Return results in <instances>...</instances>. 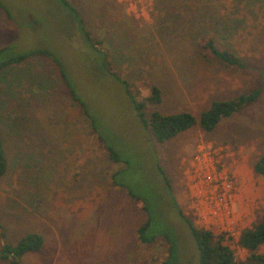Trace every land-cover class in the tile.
Here are the masks:
<instances>
[{"label":"rangeland","instance_id":"1","mask_svg":"<svg viewBox=\"0 0 264 264\" xmlns=\"http://www.w3.org/2000/svg\"><path fill=\"white\" fill-rule=\"evenodd\" d=\"M67 1L77 7L89 41L63 3L55 1L60 10H53L51 0H0V47L47 49L66 76L42 55L0 74V131L8 163L0 177V249L4 240L16 243L36 232L43 248L22 255L23 264H159L166 256L163 239H137L147 218L143 204L111 184L110 174L124 164L107 158L71 99L67 80L87 103L98 134L130 163L121 179L149 199L158 224H173L182 264H195L197 250L168 208L164 175L184 214L197 227L224 235L236 260H244L248 252L237 243L240 231L264 215V179L252 169L264 154V0ZM210 39L237 55L243 67L220 63L207 47ZM102 50L105 59L96 53ZM107 62L137 98L160 88L161 102L148 110L189 112L196 124L157 141L105 74L101 64ZM256 88L255 102L212 130L200 127V114L214 100ZM214 149L215 166L235 187L226 212L213 213L205 203L207 185L192 168L196 154ZM257 252L264 253V244Z\"/></svg>","mask_w":264,"mask_h":264},{"label":"trees","instance_id":"2","mask_svg":"<svg viewBox=\"0 0 264 264\" xmlns=\"http://www.w3.org/2000/svg\"><path fill=\"white\" fill-rule=\"evenodd\" d=\"M54 1L60 2V4L63 3L64 6L68 8L69 12L73 14V22H75V20L78 21L79 24L77 27L82 31L81 33L83 34L84 39L89 41L90 33L81 25L83 24L82 18L79 16L77 7L68 4L67 0ZM80 27L83 29L81 30ZM95 42L100 44L98 40ZM207 47L212 52V55L217 57L220 63L225 66L243 67V63L237 55L225 49L219 50L216 47L215 42L211 39L207 42ZM14 49V44L0 47V74L7 73L11 66L24 62L29 56L42 55L51 58L54 64L59 67L60 75H62L63 78H66L63 65L53 52L44 48L30 49L24 52L15 51ZM105 52V50H102L97 51L96 53L100 55V58L104 55L105 59ZM107 63L101 64L103 69L106 68L105 74L119 84L121 90L130 101L141 126L149 130L157 141L162 142L173 138L179 132L187 130L196 124L197 119L189 112L164 114L154 108L148 110L150 106H154L161 102L162 96L160 88L158 86H152L147 95L142 98H137L129 88V83L120 78L115 70H113L110 63ZM65 82H67L66 84L69 87L71 99L79 107V112L83 120L89 124L90 129L93 130L99 141L104 145L107 158L115 165L124 164L122 167L116 168L110 174L111 184L126 189L127 193L132 198L140 200L143 204L147 218L137 228V239L144 244H152L159 238L163 239L166 243V256L159 264H182L181 257L179 256L177 232L174 229L173 224H158L156 222V216L153 214V205L149 199L136 194L129 183L121 179L122 177H120V175L125 174L126 171H128L130 163H128V160L124 159L122 154L111 144L104 141L101 134H98L96 125L93 122L94 120L91 119L87 103L79 96L74 87L69 85L67 80ZM259 95L260 90L256 88L249 92L242 93L235 98L214 100L209 109L200 114L198 120L200 127L206 131L212 130L223 118L229 117L246 105L255 102ZM7 169V156L3 135L0 131V177L6 173ZM252 169L256 175L264 179V154H261L254 161ZM157 170L161 175H164L160 166L157 167ZM162 177L165 184V198L167 200L168 208L181 219L194 241L197 250L195 264H264V253L257 252L258 248L264 244V215L260 222L254 223L250 227H246L240 231L237 243L248 252V256L244 260H236L233 250L224 243V235H214L209 229L197 227L194 222L184 214L172 194L169 179L165 175ZM4 238L5 237L3 236V239ZM43 245V236L36 232H28L24 234L16 243H10L4 240L0 249V262H3L4 264H23L20 260L22 255L28 252H40Z\"/></svg>","mask_w":264,"mask_h":264},{"label":"built area","instance_id":"3","mask_svg":"<svg viewBox=\"0 0 264 264\" xmlns=\"http://www.w3.org/2000/svg\"><path fill=\"white\" fill-rule=\"evenodd\" d=\"M215 157H218L217 149L206 153L200 152L198 155L196 154L194 156V165L192 168L193 173H199V177L202 179H198V181L207 185L204 192V199L206 202L201 201L200 207L205 202L213 206V213H217L222 209L226 212L229 210V203L232 201L235 187L234 182L228 177L224 170L218 171V167L215 166L218 160H213ZM208 210L209 209L205 211L202 210V214H207ZM202 214L200 215L203 217Z\"/></svg>","mask_w":264,"mask_h":264},{"label":"crops","instance_id":"4","mask_svg":"<svg viewBox=\"0 0 264 264\" xmlns=\"http://www.w3.org/2000/svg\"><path fill=\"white\" fill-rule=\"evenodd\" d=\"M51 3H52L51 6L55 8L53 10H60V7H57L59 9H56V5H55V1L54 0H51ZM33 23H35V22H33ZM242 170L244 171V168H242ZM245 175H246V173L243 176L245 177Z\"/></svg>","mask_w":264,"mask_h":264}]
</instances>
